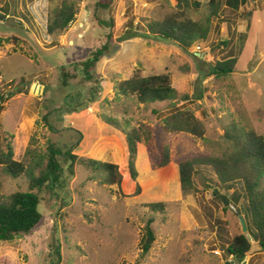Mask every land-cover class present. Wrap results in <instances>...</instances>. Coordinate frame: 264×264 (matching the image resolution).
<instances>
[{
  "label": "rangeland",
  "instance_id": "374dc122",
  "mask_svg": "<svg viewBox=\"0 0 264 264\" xmlns=\"http://www.w3.org/2000/svg\"><path fill=\"white\" fill-rule=\"evenodd\" d=\"M98 1L0 0L3 147L10 142L14 158L35 175L48 162L51 142L79 157L117 164L122 173L121 184L110 185L80 159L73 163V172L71 162L62 163L61 182L40 193L41 223L31 234L0 242V264H264V250L253 240L243 261L227 253L228 243L244 232L236 208L223 200L231 194L211 164L234 152L225 134L233 122L264 136V2L251 0L239 10L223 4L213 13L210 0H188L185 8L176 0H112L108 7ZM65 4L75 10L74 20L67 30L50 33L48 24ZM173 20L207 25L210 53L197 54L196 43L186 51L152 34L155 23L162 27ZM99 21L113 22L115 44L96 64L95 86L83 79L74 57L81 47L88 51L103 43L110 28H101ZM232 58L237 59L234 73L208 75L211 63ZM137 71L169 73L187 99L173 101L180 103L170 108L171 101L143 104L118 94L116 85ZM64 72L69 74L68 86L62 83ZM70 95L78 97L73 106L88 107L62 111ZM173 109L193 111L203 123L204 136L165 133V118ZM46 115L55 131L44 120ZM107 117L116 118L126 130L153 128L152 146L138 143L136 180L129 171L126 137L104 121ZM164 144L170 147L171 162L157 168ZM187 157L208 162L196 166L198 192L185 197L179 163ZM29 184L26 173L13 178L0 165V198L28 191ZM155 202H163L165 209L145 206ZM150 218L156 239L142 255L141 239Z\"/></svg>",
  "mask_w": 264,
  "mask_h": 264
},
{
  "label": "trees",
  "instance_id": "16d2710c",
  "mask_svg": "<svg viewBox=\"0 0 264 264\" xmlns=\"http://www.w3.org/2000/svg\"><path fill=\"white\" fill-rule=\"evenodd\" d=\"M176 1L181 4L182 8L190 6L188 0ZM249 1L251 0H210L208 5L213 13H216L223 4L233 10H239ZM260 1L264 2V0ZM111 2L112 0H99L98 5L108 7ZM196 4L199 5V3ZM75 15L76 12L72 7L66 4L63 5L55 11L48 24V31L53 33L67 30ZM112 25V21H99L101 28H110V30L104 32L101 39L103 43L88 51L86 48L81 47L74 57V60H78L76 62L82 66L83 79L94 81L95 86H99V79L94 72L96 64L104 54L110 53L111 47L115 44L113 31L111 30ZM152 32L157 39L173 42L188 51L194 43L207 39L209 27L193 21L177 23L176 20H173L163 24L162 27L155 23ZM224 43L227 44V42ZM236 63V58L216 61L209 65L207 73L209 76L215 77L229 76L235 72ZM63 77V86H68L69 81L67 78H69V74L64 72ZM116 89L118 94L134 97L143 104L173 102L180 98L187 99L185 95L181 96L179 91L175 89L169 73L143 75L137 71L130 78L120 81L116 85ZM92 93L94 97L91 101L95 100V93ZM69 98L71 100L61 109L68 114L78 112L83 107H88L84 103L73 106L72 103L75 102V99L78 100V97L70 95ZM3 99L0 94V101ZM44 120L51 131L56 130L50 123L48 115L44 116ZM104 121L108 125L120 129L125 135L129 150V171L132 179L136 180L138 178L136 168L138 143L145 142L150 148L154 138L153 128L149 125H141L126 130L116 118L107 117ZM163 130L165 133L189 132L200 137H203L205 133L203 123L195 116L194 112L183 109H173L171 111V114L165 118ZM76 132L79 139H81L83 137L82 132L79 130ZM225 134L233 144L234 152L227 157L214 159L211 164L216 170L221 183L231 194L227 197L231 202V207L236 208L239 215L244 217L248 226V234L264 250V136L257 135L254 131H245L235 122L229 126ZM79 142L80 140L74 146H78ZM49 149L46 166L40 171L39 175H35L33 168L27 169L23 162L14 158V148L10 142L6 143L5 148L0 142V165H3L13 178H19L25 173L30 177L28 191H16L0 198V242L12 241L17 236L31 234L38 227L43 219L39 207L41 203L40 193L45 188L53 189L57 187L61 182L62 163L71 162L70 168L73 172V163L80 159L86 168L100 171L104 175L107 184H121L122 173L117 164L79 157L72 153V149L64 151L52 142ZM170 162V147L164 144L161 148V156L155 161V166L163 168ZM207 162V159L202 157H187L179 163L183 196L186 197L198 192L194 180V173L198 171L196 166L199 164L207 165ZM37 165L39 166L40 163ZM140 191L141 187L137 185L136 193L139 194ZM145 206L153 211H163L165 209L163 202L147 203ZM153 222L154 218L148 219L144 227V234L141 239L142 255L148 254L155 242L156 233L152 227ZM251 248L252 241L249 240L247 234L241 233L228 243L226 251L233 259L241 262L250 254Z\"/></svg>",
  "mask_w": 264,
  "mask_h": 264
},
{
  "label": "water",
  "instance_id": "95a60500",
  "mask_svg": "<svg viewBox=\"0 0 264 264\" xmlns=\"http://www.w3.org/2000/svg\"><path fill=\"white\" fill-rule=\"evenodd\" d=\"M180 103V101H176L171 103L170 108H174L175 106H177V104ZM223 200L225 201V204L228 205L229 204V199L227 197H223ZM240 217V221L242 224V229L244 233H248V226L247 223L244 219V217L242 215L239 216ZM248 238L250 241H252V237L248 234Z\"/></svg>",
  "mask_w": 264,
  "mask_h": 264
},
{
  "label": "built area",
  "instance_id": "2783aa9c",
  "mask_svg": "<svg viewBox=\"0 0 264 264\" xmlns=\"http://www.w3.org/2000/svg\"><path fill=\"white\" fill-rule=\"evenodd\" d=\"M194 49L197 54H200L203 56H207L210 53V47L206 46L205 41L196 42Z\"/></svg>",
  "mask_w": 264,
  "mask_h": 264
},
{
  "label": "crops",
  "instance_id": "0c3cea01",
  "mask_svg": "<svg viewBox=\"0 0 264 264\" xmlns=\"http://www.w3.org/2000/svg\"><path fill=\"white\" fill-rule=\"evenodd\" d=\"M124 145V144H123ZM124 148H127L125 145H124Z\"/></svg>",
  "mask_w": 264,
  "mask_h": 264
}]
</instances>
